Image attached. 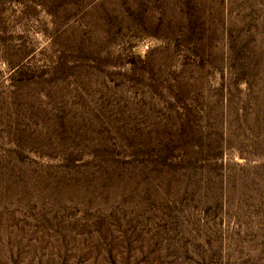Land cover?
I'll return each mask as SVG.
<instances>
[{"label": "rangeland", "instance_id": "374dc122", "mask_svg": "<svg viewBox=\"0 0 264 264\" xmlns=\"http://www.w3.org/2000/svg\"><path fill=\"white\" fill-rule=\"evenodd\" d=\"M0 264H264V0H0Z\"/></svg>", "mask_w": 264, "mask_h": 264}]
</instances>
